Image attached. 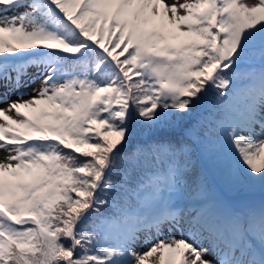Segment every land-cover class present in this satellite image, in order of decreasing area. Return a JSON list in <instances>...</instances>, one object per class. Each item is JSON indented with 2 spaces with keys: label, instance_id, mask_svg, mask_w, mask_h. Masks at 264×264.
Returning <instances> with one entry per match:
<instances>
[{
  "label": "snow or ice",
  "instance_id": "1",
  "mask_svg": "<svg viewBox=\"0 0 264 264\" xmlns=\"http://www.w3.org/2000/svg\"><path fill=\"white\" fill-rule=\"evenodd\" d=\"M0 90V264H264V0H0Z\"/></svg>",
  "mask_w": 264,
  "mask_h": 264
},
{
  "label": "rangeland",
  "instance_id": "2",
  "mask_svg": "<svg viewBox=\"0 0 264 264\" xmlns=\"http://www.w3.org/2000/svg\"><path fill=\"white\" fill-rule=\"evenodd\" d=\"M36 86L37 85H32L30 87L22 88L20 90L30 92L31 87H36ZM215 96H216V93L214 91L209 94V96L207 97L205 101L204 108L201 109V111H206L207 108L210 107L214 103ZM27 98L28 97L25 96V99ZM12 99H16L15 93L12 94ZM0 106H4V105H0ZM178 134H180V131L176 130L170 135H174V137H176ZM139 139L140 137L139 135H137L133 143H135L136 140H139ZM2 154H3L2 151H0V155ZM197 155H198V159H197L198 167L201 166V169H203V171L207 174L209 180L212 181V185L216 193L222 199H224L225 201L237 207L256 205V204H259L261 201H264V192H262L259 188L249 190L245 188H232L226 185L223 179L218 174V171L214 167L212 159L209 156L202 155L200 153H198ZM165 234H167V232ZM173 235L179 238L180 233L176 231V232H173Z\"/></svg>",
  "mask_w": 264,
  "mask_h": 264
},
{
  "label": "trees",
  "instance_id": "3",
  "mask_svg": "<svg viewBox=\"0 0 264 264\" xmlns=\"http://www.w3.org/2000/svg\"><path fill=\"white\" fill-rule=\"evenodd\" d=\"M180 134H178L176 137H178ZM173 137H174V135H172ZM196 159H198V155H197V157H196ZM199 168H201V166H199ZM210 181V183L212 184V181L211 180H209ZM213 186V185H212ZM246 189V188H245Z\"/></svg>",
  "mask_w": 264,
  "mask_h": 264
}]
</instances>
